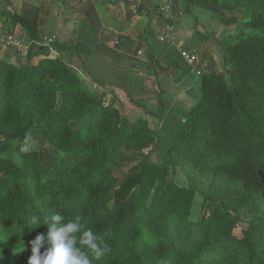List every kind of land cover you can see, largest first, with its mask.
<instances>
[{
    "label": "trees",
    "instance_id": "obj_1",
    "mask_svg": "<svg viewBox=\"0 0 264 264\" xmlns=\"http://www.w3.org/2000/svg\"><path fill=\"white\" fill-rule=\"evenodd\" d=\"M241 6L245 20H236L244 31L223 46L225 72L210 65L199 70V99L181 118L172 114L164 99L163 60L148 43L103 28L94 6L83 5L81 11L102 27L95 53L147 78L142 91L120 89L136 109L159 120L158 130L144 116L125 114L118 86L95 80L84 62V70L97 85L90 90L63 58L65 51L81 56L72 38L39 46L44 58L36 65L0 62V142L25 140L27 133L43 135L56 149L57 160L48 165L37 159L36 165L59 179L61 192L76 187L72 195L76 204L88 196L92 181L106 176L117 179L108 195L111 216L106 220L101 208L84 219L93 231L109 233V251L100 264H214L239 258L242 264H264V202L259 199L264 194V0L220 4L223 13ZM125 11L129 21L154 12L147 0H126ZM155 12L165 26L162 12ZM13 17L32 41L43 37L37 8ZM228 32L227 37L232 35ZM52 49L58 57L50 56ZM153 98L156 107L150 102ZM166 126L169 136L164 135ZM0 150L5 151L4 146ZM83 155H91L94 162L82 175L65 182L61 171L66 162ZM186 161L240 172L252 186L250 198L235 191L220 195L193 184L179 185L178 166ZM29 174L27 166L0 155V202L5 203L0 214L9 218L16 237L13 245L0 242V252L13 264H28L29 241L47 231V225L31 229L25 223L28 214L49 215L38 204L41 196ZM20 183L19 193L14 194ZM137 188L138 196L132 197ZM9 191L12 194L6 196ZM199 195L208 213L194 221ZM197 230L202 232L201 241L195 249L184 248Z\"/></svg>",
    "mask_w": 264,
    "mask_h": 264
},
{
    "label": "rangeland",
    "instance_id": "obj_2",
    "mask_svg": "<svg viewBox=\"0 0 264 264\" xmlns=\"http://www.w3.org/2000/svg\"><path fill=\"white\" fill-rule=\"evenodd\" d=\"M205 1L212 3L211 9L213 8V11L203 12L202 15L205 16L207 12H214L211 14L209 19H207L209 20V24L207 23V20L201 15L197 14L198 16H195L192 13L190 6H186V0H176L177 4L171 0L170 5L174 9V14L171 13L166 19V25H173L176 42L170 45L161 40V36L166 28L165 26L163 29L164 25L161 27L159 32H157V38L161 42L159 40L155 41L158 47L165 46L164 44H167L169 47H171L170 54H172V57L169 56L167 59L170 77L165 78V81L162 85L165 90L164 99L168 108L171 110L172 114H175L181 118H184L183 113H186V111L189 110L191 106H193L199 99L196 90L198 84L197 78L200 75V72L198 71L202 68L204 70V68H207L210 65L215 70L225 72L226 63L224 59L223 46L229 41L234 40L238 34H241L244 31L240 23H237V20L242 22L245 20V8L243 6L226 10V12L223 13L220 7L222 0ZM31 7L34 6H30L27 9H31ZM15 10L7 9L6 12L2 11L4 13L3 17H5L7 24H2L0 26V30L6 33H15L21 39L25 48L22 50L16 48H0V62L6 61L13 63L14 65H18L20 63L36 65L41 58H44V55H40L39 49H37L39 46L43 45V43L40 44L42 38L40 40L32 41L28 34L16 32L14 27L15 17H13L14 14H17ZM218 17L219 23H216V19ZM213 20L215 23H210ZM87 22L91 24L89 21ZM97 31H99V29L94 25L82 27V36L86 38L85 48H88L89 44L95 41V35ZM226 32L231 33L233 36L230 35L231 38L229 39L230 36L227 37ZM45 35L54 36L50 32H43L40 36ZM192 39H194L195 44L207 42L205 50H201L200 55H197L195 65H202L204 59L206 58L205 56L207 55L208 57L205 61V64H203L201 68H197L195 70L193 69V66L187 63L182 56V52L185 50L193 51L197 54L198 51H195L192 48ZM78 48L84 49L81 44L78 46ZM157 51L162 53L160 49H157ZM63 55L64 60L69 65L78 70L82 78L88 83L90 90H94L97 85L93 78H91L84 70L83 65L85 60L82 58V56L73 55L68 51H65ZM50 56L58 57L59 53L52 49ZM98 69L100 70L101 76L104 77L106 74H108L107 68ZM174 69H177V71L174 72ZM123 72L131 74L132 79L128 80L129 84H135V82H133L135 78L137 80H145L143 75H135L133 72L129 71V69H124ZM226 78L229 81L230 77L227 76ZM114 85L118 86L117 92H119L121 101L123 102L122 106V103L117 102V106H121L125 114L131 116L132 118L139 116L146 117V114H143L142 110L136 109L132 105L126 95V91L120 89V85ZM109 100H112L111 94L109 95ZM156 101L157 100L155 98L150 99L153 107H156ZM147 118L149 125L155 128V130H158V119L154 115L149 116V114H147ZM222 126L224 128V123H222ZM170 131L171 130L168 129V126H166L164 135L169 136L171 133ZM24 142L25 140L16 139L3 145V141H1L0 147L4 146L5 151L0 150V155L7 156L20 166H27L29 168L30 182L32 183L33 188H35L37 191L38 196H41L39 197L38 204L43 208V210H49V214L59 212L65 216L66 219L72 218L74 215H81L83 219H85L86 214L94 215L101 208H104L105 219L107 220V218L111 216L113 208L111 207L112 204L109 202L110 200L108 195L112 187L116 184L117 179L106 176L98 181H92L90 183L88 196H86V198L81 203L76 204L72 197L73 193L77 190L76 187L74 189H68L64 192H61L59 187L62 185L59 179H57L55 175H46L42 168L36 165L37 159L44 161L48 165H52L54 162H56V149L51 144H49L47 139L39 132L34 134L33 143L27 152L21 151ZM93 162L94 159L91 157V155H83L80 159H69V161L66 162L64 167L65 169L63 168V171H61V177L64 178L65 182H68L72 178H76L86 172L89 164L91 165ZM127 168L128 167L124 168L125 171ZM176 179L179 185L193 184L199 190L207 189L212 193H218L220 195L235 191L237 194L244 195L246 196V199H249L252 191V186L250 185L247 178L242 176L240 172L234 171L228 166L210 165L204 167L192 161H186L184 164L178 166ZM20 188L21 183L20 186H18V184L15 185L14 194L19 193ZM139 190V188L135 189L133 191L132 197L138 196ZM11 194L12 191H9L6 196ZM261 196L262 197L259 199L260 201L264 202V194ZM202 201L203 197L199 195L193 208L192 219L194 221L200 220L203 214L208 213L207 209L203 207ZM3 206H5V203L0 202V210L3 208ZM201 239L202 232L201 230H197L193 237H190L189 240L185 242L184 248L195 249L197 243L201 241ZM15 240L16 237L14 234V229L10 224L9 218L6 215L0 214V242L13 245ZM0 264L13 263H9L4 258L2 252H0ZM214 264H242V259L239 258L233 262L216 261Z\"/></svg>",
    "mask_w": 264,
    "mask_h": 264
},
{
    "label": "crops",
    "instance_id": "obj_3",
    "mask_svg": "<svg viewBox=\"0 0 264 264\" xmlns=\"http://www.w3.org/2000/svg\"><path fill=\"white\" fill-rule=\"evenodd\" d=\"M129 1L135 2L136 0ZM172 1L176 2V0ZM125 2L126 0H0V26L4 23L7 24L5 17H3V12H6L7 9H16L15 11L17 13H21L22 11H25L24 9L34 6L38 10V25L40 31L46 33L50 32L56 37V39H59L60 41H65L69 38L74 39V49L85 60V63L95 80L103 83L120 85L125 87V89L128 91H142L148 83V80L145 76V80H137L135 78L133 81L135 84H129L128 80H131L132 76L131 74H127L123 71L124 69H129V71L136 75V73L131 68L127 67L126 65L114 62L108 57L95 53V45L102 32V27L116 33L126 34L135 39L148 43L151 50L163 60L165 66V76L161 80L162 84L164 83L165 78L170 77L167 59L172 55L170 54L171 47H169L167 44H164L165 46L158 47L155 43V41L159 40L157 38V32H159L161 27L164 25L163 20L161 21L162 17L159 16L155 10L159 11L160 8L163 7L164 1L147 0L149 8L154 11L152 15H135L130 21L126 18ZM177 2L175 4H177ZM87 3H91L94 6L95 12L102 27L93 23L91 19L81 11L83 5ZM211 4L212 3L205 0H186V6H190L192 13L195 16L201 15L206 20L209 19L211 14L214 12H207L205 16L202 15V13L206 11H213V8L211 9ZM132 7L135 8V5H132ZM172 14H174L173 7ZM87 21H89L91 24H89ZM207 23L209 24V20H207ZM210 23L214 24L215 21L213 20ZM216 23H219V17L216 19ZM90 25H94L99 29V31L96 32L95 41L89 44L88 48H85L86 38L82 36V27H89ZM14 27L16 32L26 34L19 23H15ZM173 29L174 28L172 25L171 31L174 33ZM192 41V48L193 50L198 51L197 55L199 56L201 50H205L207 42L195 44L194 39H192ZM80 44L84 49L78 48ZM157 49H160L162 53L158 52ZM205 57L206 58L204 59L202 65H195L194 63V70L201 68L203 64H205L208 56L206 55ZM98 68H107L108 74H106L104 77L101 76L100 70ZM176 71L177 69H174V72ZM145 116V118L148 119L147 115Z\"/></svg>",
    "mask_w": 264,
    "mask_h": 264
},
{
    "label": "clouds",
    "instance_id": "obj_4",
    "mask_svg": "<svg viewBox=\"0 0 264 264\" xmlns=\"http://www.w3.org/2000/svg\"><path fill=\"white\" fill-rule=\"evenodd\" d=\"M32 143L33 137L27 133L21 151L27 152ZM25 223L31 229L47 225L46 233H38L29 241L28 264H100L109 251V233L93 231L81 215L66 219L56 212L41 218L33 213L25 217Z\"/></svg>",
    "mask_w": 264,
    "mask_h": 264
},
{
    "label": "built area",
    "instance_id": "obj_5",
    "mask_svg": "<svg viewBox=\"0 0 264 264\" xmlns=\"http://www.w3.org/2000/svg\"><path fill=\"white\" fill-rule=\"evenodd\" d=\"M164 4L163 7L160 8L159 11L162 12L163 16L167 19L170 14L172 13V6L170 5L171 0H163ZM56 39L55 36L45 35L41 39V43L49 44ZM161 40L172 45L176 41L174 33L171 31V25L167 24L166 28L161 36ZM0 48L1 49H8V48H16L22 50L25 48L24 44L22 43L21 39L14 33H6L0 30ZM182 56L186 60L187 63L190 65H194L195 60L197 58V54L193 51H183ZM199 72V71H198Z\"/></svg>",
    "mask_w": 264,
    "mask_h": 264
}]
</instances>
